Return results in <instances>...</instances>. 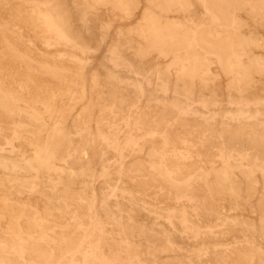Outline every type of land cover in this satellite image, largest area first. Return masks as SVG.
<instances>
[{"label": "rangeland", "instance_id": "374dc122", "mask_svg": "<svg viewBox=\"0 0 264 264\" xmlns=\"http://www.w3.org/2000/svg\"><path fill=\"white\" fill-rule=\"evenodd\" d=\"M83 257L264 264V0H0V264Z\"/></svg>", "mask_w": 264, "mask_h": 264}, {"label": "bare ground", "instance_id": "6f19581e", "mask_svg": "<svg viewBox=\"0 0 264 264\" xmlns=\"http://www.w3.org/2000/svg\"><path fill=\"white\" fill-rule=\"evenodd\" d=\"M205 9V8H204ZM18 19V18H17ZM37 21L39 22V21H41V19L39 18V19H37ZM40 23V22H39ZM37 24V23H36ZM5 25V24H4ZM10 50H11V52L13 53V55H14V57L17 59V60H26L27 59V55H24V54H21V53H19V52H17V51H15L14 49H12V48H10ZM40 66V65H39ZM45 69H48L49 71H51V73H53L55 76L56 75H58L59 73H60V71H59V68L57 67V66H50V65H45ZM69 72V71H68ZM63 72H61V74H62ZM30 77V76H29ZM236 85V84H235ZM256 98H258V97H256ZM128 121V120H127ZM134 122V121H133ZM1 123L2 124H5V123H7V121L5 120V119H1ZM130 135V134H129ZM152 136V135H151ZM129 141V140H128ZM254 144V143H253ZM255 145V144H254ZM25 163V162H24ZM18 164V163H17ZM116 185H118V182L116 183ZM116 188V187H115ZM117 189V188H116ZM116 189H114V190H116ZM114 193V192H113ZM102 203V202H101ZM2 224V223H1ZM89 224V223H88ZM87 226H89V225H87ZM4 227V226H3ZM83 227V226H82ZM94 230V229H93ZM113 234V233H112ZM84 235H86V234H84ZM90 235V234H89ZM86 238V237H85ZM81 240V239H80ZM83 240V239H82ZM90 245V244H89ZM81 247H82V245H81ZM75 248H76V246H75ZM80 249V244L77 246V248H76V251L75 252H77L78 250ZM166 251V250H165ZM32 253H33V255L35 256V258L36 259H40V258H42V256H43V252L42 251H40V250H38V249H34L33 251H32ZM67 256V255H66ZM75 256V255H74ZM83 259L85 260V262H84V264H94V262L93 261H91L90 263H89V261H87L86 260V258L85 257H83ZM8 264V263H7ZM11 264V263H10ZM13 264V263H12ZM49 264H56L53 260H51V259H49ZM66 264H72V260L70 259V260H68V262L66 263Z\"/></svg>", "mask_w": 264, "mask_h": 264}]
</instances>
